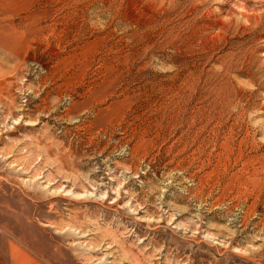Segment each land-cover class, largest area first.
<instances>
[{
    "label": "rangeland",
    "instance_id": "1",
    "mask_svg": "<svg viewBox=\"0 0 264 264\" xmlns=\"http://www.w3.org/2000/svg\"><path fill=\"white\" fill-rule=\"evenodd\" d=\"M0 264H264V0H0Z\"/></svg>",
    "mask_w": 264,
    "mask_h": 264
}]
</instances>
